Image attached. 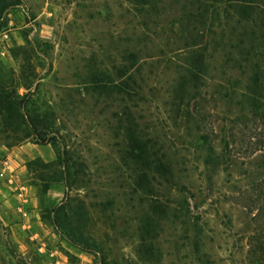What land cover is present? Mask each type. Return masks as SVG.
Instances as JSON below:
<instances>
[{
  "label": "rangeland",
  "instance_id": "374dc122",
  "mask_svg": "<svg viewBox=\"0 0 264 264\" xmlns=\"http://www.w3.org/2000/svg\"><path fill=\"white\" fill-rule=\"evenodd\" d=\"M139 1L17 0L2 12L0 66L15 76L20 58L12 49L30 52L31 91L52 108L58 141L85 168L74 184L51 183L39 194L26 162L52 160L53 147L33 138L6 146L0 134V264H264L249 247V236L264 229L257 212L264 209V141L248 147L264 135V119L228 122L250 115L240 89L229 95L245 81L229 53L244 40L255 55L248 64L264 68L262 33L231 10L214 18L189 1ZM255 6L254 17L264 0ZM134 50L141 64L135 100L87 89L92 72L114 82ZM195 52L202 73L190 82L194 99L186 109L173 89ZM127 111L165 153L170 174L125 160ZM67 199L72 208L84 201L95 246L70 241L52 222L50 210Z\"/></svg>",
  "mask_w": 264,
  "mask_h": 264
},
{
  "label": "trees",
  "instance_id": "16d2710c",
  "mask_svg": "<svg viewBox=\"0 0 264 264\" xmlns=\"http://www.w3.org/2000/svg\"><path fill=\"white\" fill-rule=\"evenodd\" d=\"M161 1L163 0H141L138 4H144L145 2L149 7H154ZM180 1L198 4L202 7L200 14L210 12L214 18H218L220 9H223L222 12H226V15L227 11L231 10L238 14V22L253 20L255 27L262 33L264 38L263 10L258 11L259 16L254 17L251 15V12L257 8L255 6L256 0ZM16 4L17 0H0V17L4 10ZM243 34L247 35L246 32ZM249 35L257 39L254 32H250ZM244 42V40H241L239 44L233 45L232 52L229 54L236 56L235 58L231 57L233 60L237 58V65L234 67L239 69L245 76V81L240 87H238L239 83L237 82L232 84V92L230 94L228 92V94H235L234 88L240 89L239 93H237L240 97V102L249 107L247 113H250V115L249 117H232L228 120L232 125L240 123L247 125V122L255 123L257 120L264 119V68L255 62L252 65L248 64L255 55H250V49L253 47L249 46L250 49H246L243 46ZM262 48L264 49V41ZM12 50L13 56L20 58L18 73L14 76L13 72H5L0 66V134L4 144L13 146L28 138H33L36 142H48L54 150V158L52 160L44 161L36 157L26 162L27 169L38 180V183L34 185L37 187L39 194H44L51 183L65 182L66 185L70 186L74 184L75 176L83 173L85 164L82 161L75 160L66 145L58 141L60 136L55 128L54 111L49 105L39 103L34 96V92L31 91V86L36 77V69L31 62L30 52L22 46L14 47ZM191 54L188 60L189 63L183 68V73H179L176 87L173 89L175 97L178 96L181 101L186 99L185 103H183L186 109L190 107V100L194 99L192 97L194 85H190V82L197 80L202 73L203 60L201 54L199 52ZM124 60L127 63H122L117 67V79L114 82L107 80L109 76L102 71L92 72L86 82L89 86L87 89L98 96L103 92L110 91L128 95L135 100L140 92L137 77L140 75L141 68L137 51L134 50L128 53V55L124 56ZM242 62L245 65H242ZM20 87L24 88L26 92L21 93L18 90ZM125 114L129 124L125 128L126 139H128L125 160L127 159L129 162L139 165L148 172L158 173L161 176L170 174V165L165 153L159 152V148L156 146L157 143L153 138L137 131L135 120L129 118L131 116L129 111ZM186 114L189 118H194L193 113L189 110L186 111ZM233 134L230 135L233 136ZM260 136L252 144H249L248 147L251 150H255V147L264 141L263 133H260ZM200 138L205 141L206 136L202 135ZM222 141L223 148H226L227 142L223 138ZM205 161L208 162L209 157ZM69 201L70 199L62 201L50 210L52 212V222L70 241L85 245V247H88V245L95 246L93 241L89 243L91 239L86 232L88 215L84 201L77 200L73 208ZM258 209L257 212L264 213L262 207ZM249 247L253 256H257L258 259H264V229L262 226L249 236ZM100 264L106 263L102 260Z\"/></svg>",
  "mask_w": 264,
  "mask_h": 264
}]
</instances>
